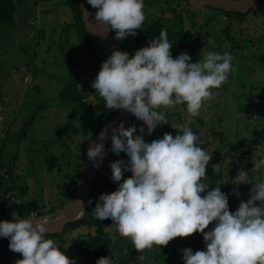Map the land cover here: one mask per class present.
<instances>
[{
	"label": "clouds",
	"instance_id": "9594fccd",
	"mask_svg": "<svg viewBox=\"0 0 264 264\" xmlns=\"http://www.w3.org/2000/svg\"><path fill=\"white\" fill-rule=\"evenodd\" d=\"M87 2L97 9L95 20L107 32L114 31L118 41L135 36L146 19L144 0ZM168 35L161 29L157 38L132 56L114 50L92 82L108 110L130 112L147 126L148 134L169 123L161 108L186 105L190 116H198L204 103L215 99L212 90L226 83L233 71V56L228 51L203 48L196 62H191L186 52L173 58ZM207 43L214 41L208 37ZM136 131L135 126L126 128L123 121L111 129V151H123L130 159L111 162V178L118 182V188L99 196L92 210L95 218L110 219L116 233L129 239L138 252L202 233L206 250L183 249L185 264H264V180L253 181L240 168L234 178L227 175V181L222 177L211 187L206 173L212 152L199 146L191 127L182 126L175 136L165 133L150 143L143 138V127L140 134L134 135ZM107 136L105 128L99 143L89 140L87 156L94 167L104 159ZM253 164V172L264 170V158L253 160ZM212 170L214 174L220 172V163L212 164ZM126 171L130 178L124 177ZM227 183L252 185L250 198L241 201L234 212L229 210L228 195L220 188ZM77 202L83 209L82 201ZM13 203L19 205L21 201ZM12 215L14 220L0 221V237L9 238L10 250L21 254L22 259L14 264H75L56 241L45 238L49 232L46 218L35 213L21 218L15 211ZM213 222L215 226L206 231ZM96 264L113 261L103 256Z\"/></svg>",
	"mask_w": 264,
	"mask_h": 264
},
{
	"label": "rangeland",
	"instance_id": "374dc122",
	"mask_svg": "<svg viewBox=\"0 0 264 264\" xmlns=\"http://www.w3.org/2000/svg\"><path fill=\"white\" fill-rule=\"evenodd\" d=\"M68 1L16 0V24L0 28V172L8 176V168L15 165L17 186H27L30 198L44 205L46 212L51 204H57L63 184L87 159L89 140L93 141L85 111L59 96L65 83L77 73L85 83V91L92 88L95 79L94 73L84 67L90 62L86 52L76 51L80 43L76 32L65 28L74 20ZM144 6L142 28L163 12L172 28L183 24L192 34L191 42L198 52L191 56V62L201 58L203 48L228 51L233 56V71L227 82L212 90L215 99L206 101L198 116H190L186 105L161 108L169 123L158 125L152 134L160 139L173 127L195 128L199 146L212 152L230 178L243 168L253 181L264 180V170L252 171L253 160L264 158V7L258 15L250 12L243 23L234 19L233 30H225L228 18L220 11L205 7L193 14L194 8L189 11L184 2L178 6L169 0H144ZM231 36L236 42L230 40ZM208 37L214 44L207 43ZM94 38L97 56L104 61L108 55L102 40L96 35ZM134 40L135 36L129 35L119 42L126 50ZM181 107L185 111L181 112ZM107 150L108 159L111 147ZM231 185L235 198L229 210L234 212L241 201L250 198L252 185ZM214 226L213 222L206 231ZM109 229L110 234L116 233L114 225L110 224ZM64 239L68 241L57 244H70L71 231ZM183 249L177 246L174 263L168 253L156 258L149 249L138 252L133 247L114 254L112 261L180 264L184 263Z\"/></svg>",
	"mask_w": 264,
	"mask_h": 264
},
{
	"label": "trees",
	"instance_id": "16d2710c",
	"mask_svg": "<svg viewBox=\"0 0 264 264\" xmlns=\"http://www.w3.org/2000/svg\"><path fill=\"white\" fill-rule=\"evenodd\" d=\"M170 1L177 2L178 6L180 2H184L185 5L188 6L187 8L189 11H191V8H193L187 0H169V2ZM68 3L74 12V20L65 24V28L69 32H76L80 42L75 47L76 51L86 52V55L88 56L87 59H89L90 62H85L84 67L86 68V71H92L94 73L93 76L96 77L103 60L97 56V44L95 43V38L89 33L85 26L79 1L69 0ZM87 4L90 8L92 7L88 2ZM263 7L264 1L259 7L251 9L246 13L228 12L209 6L206 8L210 9L212 12L220 11L225 14V16L228 18V23L225 27V30H233L234 19L243 23L250 12L254 11L255 14L258 15L263 10ZM196 10L198 11V9L194 8V12L192 13L195 14ZM182 11L183 10L181 9L180 12ZM16 12V0H0V28L15 25ZM169 23L170 19H168L163 12L156 15L146 27L142 28L136 33L134 44L126 49V51L130 56L134 55L136 50L147 46L151 39L157 38L161 29H166L169 34L168 39L170 43H172L170 51L173 58L178 56L181 52H186L189 56L197 54L198 48L191 42L193 36L185 29V26L181 24V27L175 29L172 28ZM230 40L236 42L235 36H231ZM79 74L80 73H77V75L69 78L67 83H65L63 86L59 96L61 99H65L70 103L79 105L80 109L85 111V113L88 115L91 138L94 139L105 123L108 122L118 110H108L105 107L103 98L100 97L98 93H95V89L93 87L85 91V83L80 79L78 76ZM131 126L136 127L137 131L134 133V135L140 134V128H144L143 138L146 142L150 143L152 140L158 139L154 134H148L147 126L139 121L134 115L132 118V123L129 125V127ZM180 130L181 128H173L168 133L175 136ZM192 131L196 133L195 128H192ZM108 146L111 147V142L108 143ZM14 158L16 161L17 158ZM129 159L130 158L128 155L123 151H121L119 154L111 151L110 157L108 159L106 158L105 164L99 173L98 178L93 184L90 203L84 213V216L74 222L67 224L63 233L46 235V239H52L56 242H66L68 240H65L64 237L69 231H71L72 239L70 244L65 245L59 243L58 246L62 251L66 252V255H68L73 260H76L75 264H96V261L100 257L108 256L110 259H112L114 254H123L126 249L129 251L132 250V244L129 239L126 240V238L121 236L117 237V233L112 235L109 232L110 229L107 230L108 226L112 223L110 219L100 221L95 218L92 212L101 194L115 191L118 188V182H114L111 178V162L116 160H124L127 162ZM85 163L86 158L85 161L80 163V166L75 169L74 176L69 177V180L63 184L59 193L60 196L58 195L59 200H57V204H51L48 212L44 211L45 206L42 205L37 199L30 198L27 186H21L20 188L17 186L14 178L15 165L10 166L8 170L6 169L8 176L0 172V212L13 213L15 211L21 217H28L33 213L38 215L53 213L56 210L64 207L71 199V196L73 195L76 186L83 175ZM215 163H218V159L212 157L206 173L211 187H215L216 180L222 177L225 181H227L228 174L225 173L224 170L221 169L220 172L216 174L213 173L212 164ZM124 177L130 178L131 173L126 171L124 173ZM220 188L222 192L228 195L230 208L235 198V189L231 183L221 184ZM201 195L204 194L202 193ZM15 200H20L21 203L16 205L13 203ZM7 203H11L12 208L6 207ZM177 246L191 248L193 252L197 250H206L203 234L194 233L193 235L186 238L177 237L170 241L167 246H156L153 251L149 249V253L155 255L156 258L167 256L168 253V256L171 257L170 261L174 263L172 258L177 253ZM164 249L165 251L163 253ZM155 251L157 252L155 253ZM19 259H22V256H20L19 253H14L9 248V238L0 240V264H14V262ZM180 264H185V262Z\"/></svg>",
	"mask_w": 264,
	"mask_h": 264
},
{
	"label": "water",
	"instance_id": "95a60500",
	"mask_svg": "<svg viewBox=\"0 0 264 264\" xmlns=\"http://www.w3.org/2000/svg\"><path fill=\"white\" fill-rule=\"evenodd\" d=\"M80 9L83 15V21L85 26L90 34L94 36H99L102 40L104 50L107 52L108 57L112 54L114 50L126 51L120 42L115 39L114 31L107 32V28L101 24L100 21L95 20V13L97 9L93 7H89L87 4V0H78ZM191 6L195 9H202L207 6L212 8H217L221 10H225L228 12H240L246 13L251 9L257 8L264 0H187ZM94 33V34H93ZM127 52V51H126ZM2 102V100H1ZM133 114L130 112L120 109L116 112V114L105 123V125L101 128L108 129V136L103 141L105 147V156L103 161L100 163L99 167H94L93 162L89 160L88 156L86 159V163L84 166L83 175L76 186V189L71 196L69 202L62 208L56 210L53 213H47L44 215H38L37 217L46 218L48 221V234L54 233H63L67 224L74 222L84 216V213L89 206L90 196L92 192V187L95 180L98 178L99 173L101 172L106 158L109 154L108 143L111 142V129L113 127H117L120 122H124V126L127 128L132 123ZM101 130L98 132L97 136L93 139V143H99L98 140L99 134ZM99 160V158H97ZM77 200L82 201L83 209L81 205L77 202ZM21 217V216H20ZM29 217V216H28ZM21 217V218H28ZM12 213H1L0 212V221L3 220H14ZM5 237H0V240Z\"/></svg>",
	"mask_w": 264,
	"mask_h": 264
},
{
	"label": "built area",
	"instance_id": "2783aa9c",
	"mask_svg": "<svg viewBox=\"0 0 264 264\" xmlns=\"http://www.w3.org/2000/svg\"><path fill=\"white\" fill-rule=\"evenodd\" d=\"M6 207H8V208H12L11 203H7V204H6Z\"/></svg>",
	"mask_w": 264,
	"mask_h": 264
}]
</instances>
